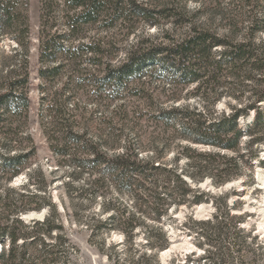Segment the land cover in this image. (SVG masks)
<instances>
[{
	"label": "trees",
	"instance_id": "trees-1",
	"mask_svg": "<svg viewBox=\"0 0 264 264\" xmlns=\"http://www.w3.org/2000/svg\"><path fill=\"white\" fill-rule=\"evenodd\" d=\"M41 2L42 25L60 5L66 25V30L50 26L38 38L37 76L44 81L40 93L49 90L51 95L44 116L51 126L49 148L58 164L70 167L59 203L67 200L69 209L63 206L71 210L70 221L92 235L117 230L132 240L138 226L149 219L155 225L146 229L147 243L155 251L162 249L167 236L161 218L172 206L203 199L205 192L192 183L209 176L220 185L258 157L257 146L264 141V16L238 19L233 9L218 3L212 11L218 15L215 24L209 14L204 20L197 18L207 15L203 0L192 12L183 5L156 8L141 0ZM27 6L28 0H0V42L12 36L18 44L13 54L0 52V264H72L67 261L72 245L58 202L34 187L31 165L36 146L26 132ZM159 15L171 18L181 32H165L166 41L159 42L138 36L119 59L118 47L109 37H74L83 25L96 22L109 31L140 21L158 26ZM59 54L67 55L74 68L62 86L52 90L48 82L65 69ZM188 87L183 98L180 92ZM75 88L90 89L87 97L94 106L88 114L90 125L80 129H75L73 119L82 114L81 107L76 103L78 114H70L66 106ZM169 91L165 99L159 96ZM247 91L254 96L242 97ZM188 96L198 101L190 104ZM221 99L226 108L217 109ZM251 110V120L246 121ZM243 147L247 150L241 152ZM169 152L173 159L164 161ZM26 170V183L11 187V180ZM37 173L42 174L39 169ZM111 191L116 195L109 196ZM119 195L129 204L124 205ZM97 198L101 205L91 212ZM42 207L47 208L42 220L20 217ZM221 208L228 210L226 205ZM223 211L208 223L222 230Z\"/></svg>",
	"mask_w": 264,
	"mask_h": 264
},
{
	"label": "rangeland",
	"instance_id": "rangeland-1",
	"mask_svg": "<svg viewBox=\"0 0 264 264\" xmlns=\"http://www.w3.org/2000/svg\"><path fill=\"white\" fill-rule=\"evenodd\" d=\"M41 1L28 0L27 6L30 39L28 46L30 109L26 132L31 135L32 142L36 146V154L31 165L33 175L36 177V186L34 185V187H40L49 192L53 197V201L58 202L66 236L70 240V245H72V249L67 252V261L72 264H264V184L261 183V177L264 179V141L257 146L258 157L252 161V165L243 164L236 177L220 185L214 184L209 176L204 177L197 183H192L193 187L205 192L203 199L199 203H181L176 207L172 206L168 213L161 218L159 223L162 224L167 236V245L162 249L155 251L147 243L146 229L155 225V222L149 219L142 223L143 226H138L134 231L135 236L132 240H129L122 231L117 230H103L101 233L92 235L84 227L70 221L71 210L68 211L66 208L65 210L63 206L68 207V201L65 200L63 205L59 203V198L64 195L65 190L62 181L63 179L67 181V173L70 167L65 163L58 164L59 158L49 148L50 139H48L47 129L49 131L51 126H48L45 122L44 116L51 95L49 90L40 93V86L44 81L37 76V69L41 65L38 59V38L50 26H53L54 30H66V25L65 20L62 18V5L52 9L49 18L42 25L40 20L42 13ZM141 1H145L156 8L183 5L192 12L200 0ZM203 1L207 6V15L203 13L197 18L204 20V16L210 15L215 24L218 23V15L212 11L218 3L233 9L238 19L247 18L250 15L264 16V0H246L247 2L245 0ZM156 19L158 26L140 21L129 24L127 28L117 26L111 31L101 27L100 22L86 24L74 33V37L76 39L82 37L85 40L92 37H109L118 47L115 57L119 59L123 57L125 48L135 41L138 36L142 39L159 42L166 41V38L163 37L165 32L168 35H175L182 30L181 27L174 26L172 19L167 16L159 15L156 16ZM261 37L264 38V32ZM17 48V41L12 36H6L0 42V52L13 54ZM57 57L58 61L63 60L65 62V69L58 78L48 82L47 87L49 86L52 90L59 89L67 79L70 70L74 68V62L69 60L67 55L59 54ZM87 67H90V65L87 64ZM43 86L46 87L44 84ZM189 88L182 90L180 95L185 97ZM169 93L170 91L162 92L159 96L165 99ZM89 94L90 89L75 88L71 89L68 95L66 106L69 113L78 114L74 110L76 103L82 111L80 116H75L73 119L75 129L90 125L88 114L94 110V106L88 101L87 96ZM42 96H45V100H42ZM253 96L254 94L250 91L242 94V97H249V99ZM188 97L190 104H195L198 101L197 97ZM216 108H226L223 99L219 100ZM252 114L253 111L251 110L246 121L251 120ZM96 115H99V112ZM41 117L43 121L40 120ZM55 119L57 120V118ZM48 120L51 119L48 117ZM246 140L247 137H244L243 141ZM246 148L243 147L241 152L246 151ZM252 149H256V146H253ZM172 159V152L164 157V161L167 162H171ZM183 162H185L183 159L179 161L180 164ZM37 169L41 170L42 174H38ZM27 178L28 170L12 179L10 186L18 187L26 183ZM187 180L189 179L187 178ZM34 187L32 189H35ZM108 190L110 191V189ZM114 193V191H111L108 195L114 196L116 195ZM119 196L124 205L129 204L128 198L123 195ZM101 202L102 199L97 198L92 204L91 212H97ZM225 205L228 210L226 208V211H223L222 208L219 209L220 206ZM46 211V207L39 210L30 209L22 213L20 217L32 215L28 219H22L25 221L42 220ZM220 211H223L221 215L226 219L222 230L208 223L213 215L220 214ZM109 213L108 210L102 214V217L106 218ZM156 238L154 239L155 242L157 241ZM158 241L161 242L160 239ZM153 254H155V257Z\"/></svg>",
	"mask_w": 264,
	"mask_h": 264
},
{
	"label": "water",
	"instance_id": "water-1",
	"mask_svg": "<svg viewBox=\"0 0 264 264\" xmlns=\"http://www.w3.org/2000/svg\"><path fill=\"white\" fill-rule=\"evenodd\" d=\"M32 215L23 216L22 218L28 219Z\"/></svg>",
	"mask_w": 264,
	"mask_h": 264
},
{
	"label": "bare ground",
	"instance_id": "bare-ground-1",
	"mask_svg": "<svg viewBox=\"0 0 264 264\" xmlns=\"http://www.w3.org/2000/svg\"><path fill=\"white\" fill-rule=\"evenodd\" d=\"M261 180H262V181H261V183H263V184H264V179H263L262 177H261Z\"/></svg>",
	"mask_w": 264,
	"mask_h": 264
}]
</instances>
